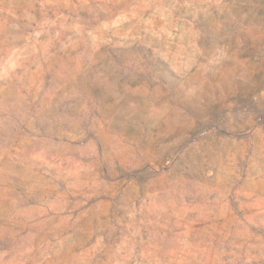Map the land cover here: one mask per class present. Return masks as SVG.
<instances>
[{
    "label": "clouds",
    "instance_id": "obj_1",
    "mask_svg": "<svg viewBox=\"0 0 264 264\" xmlns=\"http://www.w3.org/2000/svg\"><path fill=\"white\" fill-rule=\"evenodd\" d=\"M48 4L0 22V264H264V0Z\"/></svg>",
    "mask_w": 264,
    "mask_h": 264
},
{
    "label": "rangeland",
    "instance_id": "obj_2",
    "mask_svg": "<svg viewBox=\"0 0 264 264\" xmlns=\"http://www.w3.org/2000/svg\"><path fill=\"white\" fill-rule=\"evenodd\" d=\"M74 3L80 4L82 0H73ZM238 2H244V0H238ZM256 3H260L261 0H255ZM31 3L34 5L35 14L40 15L42 13L46 14L48 18H55V9L48 4V0H2L0 3V22L6 17V12L3 10L4 5L13 7L17 14L21 17L17 23H20L24 28H27V21L24 18L25 13L23 11L22 5ZM66 13L67 9H63ZM262 15H264V8L260 9ZM84 15L88 19L94 18V13L89 14L87 11H83ZM9 19H11L9 17ZM94 98L101 105L105 112L110 109L114 113L113 129L118 132H124L126 134H134L135 129L133 127L131 120H126V113L122 109L128 108L129 98L123 97L121 90L118 87L101 85L94 89ZM135 99V98H132ZM236 101L241 109H247L249 112L253 113L256 119L260 122H264V109L257 107L256 103L252 100L251 94L241 89L236 96Z\"/></svg>",
    "mask_w": 264,
    "mask_h": 264
}]
</instances>
